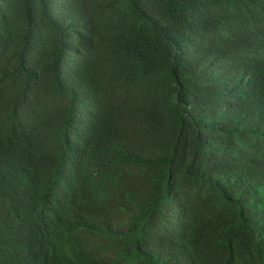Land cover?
<instances>
[{"label":"trees","instance_id":"16d2710c","mask_svg":"<svg viewBox=\"0 0 264 264\" xmlns=\"http://www.w3.org/2000/svg\"><path fill=\"white\" fill-rule=\"evenodd\" d=\"M0 264H264V0H0Z\"/></svg>","mask_w":264,"mask_h":264}]
</instances>
